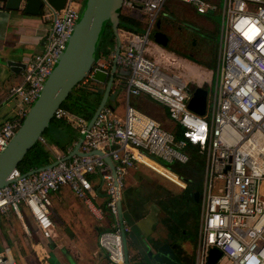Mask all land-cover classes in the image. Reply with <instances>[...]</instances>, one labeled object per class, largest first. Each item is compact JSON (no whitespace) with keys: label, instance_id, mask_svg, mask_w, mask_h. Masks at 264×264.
<instances>
[{"label":"built area","instance_id":"2783aa9c","mask_svg":"<svg viewBox=\"0 0 264 264\" xmlns=\"http://www.w3.org/2000/svg\"><path fill=\"white\" fill-rule=\"evenodd\" d=\"M79 1L65 0L57 10L45 6L49 33L43 50L25 63L21 82L10 88V96L18 102L14 115L0 122V151L21 125L65 49L80 17ZM168 1L122 0L121 17L130 19L139 30L119 27L125 37L121 41L118 35L119 50L116 52V38L109 56L96 62L81 82L92 80L96 68L107 71L114 60L128 72L124 75L127 94H145L165 106L170 120L181 129V137L128 103L122 118L102 107L88 129L86 119L59 107L54 117L74 120L80 135L84 134L79 150L101 154H73L64 160L66 154L55 152L56 163L49 167L27 175L15 170L13 181L0 188V212L18 213L24 206L48 238L53 227L50 193L62 186H68L99 215L92 192V177L96 176L107 196V211L117 217L128 167L144 163L177 183L165 163L187 162L186 148L192 143L206 154L208 170L193 264H210L212 247L221 252L214 264L223 257L229 264H264V0H173L190 5L199 14L220 11L218 75L209 117L188 108V82L177 72L163 71L146 53L150 34ZM104 156L114 164V175ZM216 179L222 180L221 187H215ZM124 232L123 224L117 222L99 234L107 264H125ZM0 264H16L1 244Z\"/></svg>","mask_w":264,"mask_h":264},{"label":"crops","instance_id":"0c3cea01","mask_svg":"<svg viewBox=\"0 0 264 264\" xmlns=\"http://www.w3.org/2000/svg\"><path fill=\"white\" fill-rule=\"evenodd\" d=\"M177 5L188 7L191 11L194 10L190 5L169 0L159 20L161 21L165 15L176 16L173 7ZM44 10L45 7L37 15L8 10L0 0V122L11 118L15 113L16 104L10 107L11 101L8 98L10 88L21 82L27 60L43 50L50 28L49 19L43 16ZM218 12L220 14V11ZM110 33V38H113L115 44V36L111 29ZM197 39L196 35L189 38L194 42L193 45ZM153 52L164 54V59L159 58L156 53L154 57ZM109 53L105 56L101 54L96 62L103 61V58H107ZM146 53L156 63L163 64L180 74L187 82L194 83L190 86L191 92L192 87H206V82L213 77L216 82L219 41L215 50L213 48L212 51H209V56L211 55L209 60L208 55L205 59H199L187 53L179 57L173 55L172 52H165L157 46L149 44L146 47ZM7 60L16 62V72L10 70V67L6 65ZM110 67L111 65L108 70ZM118 75L124 80L123 74V76ZM120 97L123 99V103L116 102L117 109L115 107L113 109L118 117L124 116L125 106L128 103L140 113L158 121L165 128L175 129L165 106L159 108L155 104H150V107L146 109V104L151 99L149 96L145 94L128 95L125 87ZM207 107L208 99L204 115H207ZM50 148L56 153H68L62 152L54 145H51ZM146 162L153 165L149 160ZM165 166L171 171L170 173L178 181L177 183L144 163H136L126 169L121 204L122 224L125 227L124 245L129 264H160L149 258L146 252L150 250L154 253L163 243H167L183 263H194L202 224L203 197L208 174L206 154L203 152L199 161L189 159L185 163L175 162L178 172L173 171L167 165ZM156 168L160 172H165L158 166ZM92 178L93 204L100 209L99 215L94 214L68 186H62L58 191L52 193V196L53 200L62 203V195L65 192H70L78 204L86 207L88 215L95 223L92 228L98 245L99 234L111 229L120 220L118 216H113L107 211L105 205L107 196L101 187V182L96 176ZM261 192L264 194V187L261 188ZM22 207L30 219L33 230L21 218V209L18 213L12 210L0 212V244L4 249H7L16 264H107L105 251L101 247V252L88 249L72 224L66 226V233L60 234L54 228V222L57 223L60 218L56 208L51 214L53 227L50 237L45 238L36 227L28 210L24 206ZM105 212L111 215L110 219L105 217ZM12 214L20 217L21 231H16L8 223L9 216ZM78 231L82 232L79 229ZM187 249L192 252L191 255H188ZM50 253L54 255L51 262L49 261Z\"/></svg>","mask_w":264,"mask_h":264},{"label":"water","instance_id":"95a60500","mask_svg":"<svg viewBox=\"0 0 264 264\" xmlns=\"http://www.w3.org/2000/svg\"><path fill=\"white\" fill-rule=\"evenodd\" d=\"M65 0H1L8 10L23 11L25 13L37 15L42 8L50 6L54 9L63 7ZM122 0H86L84 9L78 21L74 25L65 49L60 54L56 64L43 82L42 88L24 116L21 125L8 142L0 151V188L7 185L13 178L12 173L17 170L18 163L22 160L26 152L38 140H43L42 134L48 127L49 122L54 118L55 111L61 106V103L67 98L72 89L81 82L92 70L96 63L94 56L98 42L103 34L107 24L110 25L112 34L116 39V52L119 50L118 28L120 26ZM160 20L157 21L158 27ZM155 41L160 42L158 37ZM6 65L10 70L17 71L16 62L7 60ZM128 72L117 67L115 61H112L109 70L94 69L91 79L102 84V97L87 123V129L94 122L98 111L107 106L111 110L114 107L107 103V100L114 99L116 91H112L114 77L117 74L126 75ZM207 89L203 86L192 87L191 96L188 100V108L197 114L204 115L206 110ZM84 134H81L72 150L68 152L63 159H68L73 154L85 155L97 153L100 151L82 152L79 147L83 141ZM109 164L113 175L115 174L114 164L108 156H104ZM56 163L53 162L38 168L30 169L22 175L30 174L34 171L49 167ZM118 217L122 223V204L118 203ZM124 239V236H123ZM125 264H129L128 254L125 250ZM149 258L154 259L160 264H185L183 263L172 248L163 243L154 253L150 250L146 252ZM221 256L220 250L215 247L210 248L208 263L214 264ZM54 258L50 253L49 261Z\"/></svg>","mask_w":264,"mask_h":264},{"label":"rangeland","instance_id":"374dc122","mask_svg":"<svg viewBox=\"0 0 264 264\" xmlns=\"http://www.w3.org/2000/svg\"><path fill=\"white\" fill-rule=\"evenodd\" d=\"M85 2L86 0L79 1L81 6L80 16L84 9ZM217 5L218 7H220L221 2L217 3ZM173 9L175 10V13L177 15L176 16L165 15V17L161 19L159 26L158 27L155 26L154 30H152L148 44L151 46L155 45L159 49L165 52L168 53L172 52L173 55L179 57L185 55L186 52H190L194 57L199 59H205V57L207 58L208 55L209 57L208 60H209L211 57V55L209 56V51H212L213 48L215 50V46L219 41L220 21H221V16L218 12L219 10L215 12H207L204 14H199L195 12V10L191 11L188 7L180 6V5L174 6ZM106 30L108 31L110 30L109 25H107ZM118 35L121 41L125 40L124 33L121 30L118 31ZM195 35L198 36V39L196 43L193 45L194 42L192 40H189V38ZM155 37H158L160 39V42L155 41L154 40ZM155 53L159 58L164 59V54H160L159 52H153L152 55L154 57L156 56ZM159 66L165 72H175L174 70L169 69L168 67L164 66L161 63L159 64ZM188 83L189 86L194 85V83L190 81ZM214 86H215V77H213L210 81L206 82L205 88L207 89V97H208L207 115H210L211 113L210 105L214 94V88H215ZM124 89H125L124 80L119 78L118 75L116 74L112 84V91H116L115 96H117V94H119V96H117L116 98L114 97V99L112 100H107L106 104L110 103L113 105V107H115V105L117 104L116 102L122 104L123 99L120 97V95L122 94ZM8 98H10L9 100L11 101L10 107H12L14 104H17L18 99H16L14 96H9ZM150 104L153 105L155 104L159 108L163 107V105L157 103L153 99L152 100L149 99V102H147L146 104V109L150 107ZM115 109L117 108L115 107ZM86 121L88 123L89 120L87 119ZM68 123L69 126L62 128L61 131L68 134L77 133L75 131L77 129L76 122L72 120ZM56 134H57L56 130L52 129V126L51 127L49 126L46 132L47 140H49V142L52 143L53 138H55ZM196 182L198 181L196 180ZM214 185L216 188L221 187L222 180L216 179ZM216 188L214 189V191L216 190ZM62 198H63V202L59 203L57 202V200H53L52 193H50L51 204L49 208L51 210V214L55 208L58 210V213L60 214V218H58L57 223L54 222V228L60 234L66 233V226L68 224H72L75 227L76 231L78 232V235H80L81 239L85 242L88 249H95L98 250V252H101L99 243L98 245L96 243L97 237L94 234L92 228L95 223L91 220L90 216L88 215V211L86 207L78 204L70 192H65L62 195ZM20 209L22 216L21 218L28 224L29 228L33 230L32 225L30 223V219L27 216L26 212L23 210V207L21 206ZM105 217L110 219L111 215H109L108 212H105ZM8 223L11 224L16 231H21L20 217L12 214L11 216H9ZM78 229L82 232L80 233ZM187 253L188 255L192 254V252L189 249H187ZM217 264H229V261L227 258L223 257Z\"/></svg>","mask_w":264,"mask_h":264},{"label":"trees","instance_id":"16d2710c","mask_svg":"<svg viewBox=\"0 0 264 264\" xmlns=\"http://www.w3.org/2000/svg\"><path fill=\"white\" fill-rule=\"evenodd\" d=\"M106 27L104 28L103 34L98 42L94 54L96 59L101 54H103L104 56L107 55L114 45L113 38H110L109 35L111 34L110 30H106ZM119 27H126L134 31L139 30L134 22L123 16L120 17ZM102 88L103 86L94 80H90L86 84H82V82H79L68 94L67 98L61 103L60 107L89 120L100 102V99L102 97ZM49 126H52V129L56 130L57 132L55 138H53L52 143H50L46 137V132ZM49 126L44 130L42 134L43 140L36 141L33 146L26 152L22 160L18 163L17 169L21 173H25L30 169L38 168L51 163L55 159V152L52 148H50L52 144L62 152L66 153L68 151V148L72 147V145L79 138L80 132L78 129H74L77 133L70 134L61 131L62 128L69 126V123L65 118L54 117L49 122ZM175 130L177 136L181 137V129L175 126ZM186 151L189 155L190 160L197 159L199 161L201 159L202 153L200 152L198 145L189 143L187 145ZM165 165H167L173 171L178 172V169H176L175 167V163Z\"/></svg>","mask_w":264,"mask_h":264},{"label":"flooded vegetation","instance_id":"af4514ba","mask_svg":"<svg viewBox=\"0 0 264 264\" xmlns=\"http://www.w3.org/2000/svg\"><path fill=\"white\" fill-rule=\"evenodd\" d=\"M188 55L193 56L190 52H186ZM50 256V255H49ZM50 258V257H49Z\"/></svg>","mask_w":264,"mask_h":264},{"label":"bare ground","instance_id":"6f19581e","mask_svg":"<svg viewBox=\"0 0 264 264\" xmlns=\"http://www.w3.org/2000/svg\"><path fill=\"white\" fill-rule=\"evenodd\" d=\"M175 64V63H174Z\"/></svg>","mask_w":264,"mask_h":264}]
</instances>
